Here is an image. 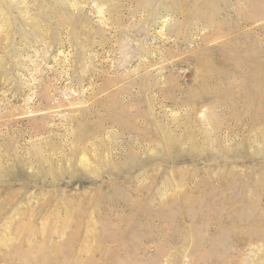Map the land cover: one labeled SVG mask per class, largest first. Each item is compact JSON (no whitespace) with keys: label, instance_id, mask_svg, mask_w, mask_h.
<instances>
[{"label":"rangeland","instance_id":"1","mask_svg":"<svg viewBox=\"0 0 264 264\" xmlns=\"http://www.w3.org/2000/svg\"><path fill=\"white\" fill-rule=\"evenodd\" d=\"M0 264H264V0H0Z\"/></svg>","mask_w":264,"mask_h":264}]
</instances>
